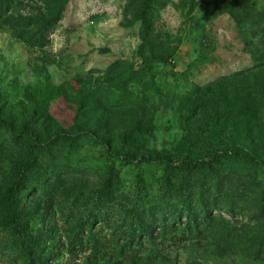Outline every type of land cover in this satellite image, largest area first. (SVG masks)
Returning a JSON list of instances; mask_svg holds the SVG:
<instances>
[{"label": "rangeland", "instance_id": "rangeland-1", "mask_svg": "<svg viewBox=\"0 0 264 264\" xmlns=\"http://www.w3.org/2000/svg\"><path fill=\"white\" fill-rule=\"evenodd\" d=\"M0 119V264H264V0H0Z\"/></svg>", "mask_w": 264, "mask_h": 264}, {"label": "trees", "instance_id": "trees-1", "mask_svg": "<svg viewBox=\"0 0 264 264\" xmlns=\"http://www.w3.org/2000/svg\"><path fill=\"white\" fill-rule=\"evenodd\" d=\"M0 126L3 127L4 129L9 128V123L6 120L0 119ZM233 156L243 160L244 162L252 165H264V158H258L254 155H251L249 153H246L242 150H237L233 151L231 153ZM133 156L131 154H125L123 159H132ZM151 161L159 163L161 165H164L165 168L169 170H175L178 169L181 173H185L189 171L190 169H196L202 166L203 167L206 165L205 163H200L202 162L199 159H192V158H186L182 165L178 167H173V161L169 156L165 154L164 151H155L152 153V157L149 158ZM30 168V161L28 160L23 168H19L15 172V176L10 182L9 187L0 195V201L4 203V205L7 208V215H6V226L14 233H18L20 230L19 223H18V218H19V211L15 205L14 201V196L20 189V184L21 180L23 177V174L25 171H27ZM185 193L179 194V198L182 201H185ZM137 213V212H136ZM134 215V214H132ZM131 217H138V215L131 216ZM143 223V222H142ZM27 246V245H26ZM28 248V246H27Z\"/></svg>", "mask_w": 264, "mask_h": 264}]
</instances>
